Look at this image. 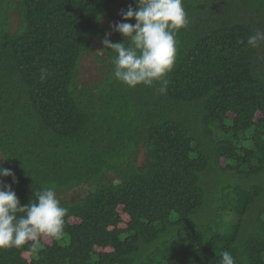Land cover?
Wrapping results in <instances>:
<instances>
[{
	"label": "trees",
	"instance_id": "obj_1",
	"mask_svg": "<svg viewBox=\"0 0 264 264\" xmlns=\"http://www.w3.org/2000/svg\"><path fill=\"white\" fill-rule=\"evenodd\" d=\"M117 3L0 0V166L15 177L0 184L20 206L87 186L57 197L60 239L0 249V264H219L224 251L264 264V43L247 47L264 0H182L164 93L118 81L110 48L101 80L80 83ZM129 6L116 23L135 24L122 20Z\"/></svg>",
	"mask_w": 264,
	"mask_h": 264
},
{
	"label": "clouds",
	"instance_id": "obj_2",
	"mask_svg": "<svg viewBox=\"0 0 264 264\" xmlns=\"http://www.w3.org/2000/svg\"><path fill=\"white\" fill-rule=\"evenodd\" d=\"M135 10L129 6L121 12L122 20H135V24L116 23L113 30L126 38L127 43H112L106 38L104 48L113 49L114 77L129 88L137 85L152 86L160 82V93L166 91V75L176 59V33L188 21L182 0H133ZM244 43V41H240ZM264 43V31L255 30L247 38V47L256 48ZM46 70H42L43 75ZM0 177H13L10 169L0 166ZM36 202L20 206L16 193L9 185L0 184V249L16 248L26 242L39 245L41 237L58 240L63 236L67 209L60 205L54 188L36 193ZM22 213V215H17ZM219 264H235L234 257L224 251Z\"/></svg>",
	"mask_w": 264,
	"mask_h": 264
},
{
	"label": "rangeland",
	"instance_id": "obj_3",
	"mask_svg": "<svg viewBox=\"0 0 264 264\" xmlns=\"http://www.w3.org/2000/svg\"><path fill=\"white\" fill-rule=\"evenodd\" d=\"M125 0H118L117 5L113 8L111 17L106 18L103 20V25L107 29L109 33L113 32V25L116 24L117 22V17L120 14V11L122 10L121 8L123 7V2ZM10 19L12 22V28L15 26V23L18 20L17 15L13 12L10 13ZM104 48V45L102 41L100 40H92L90 42L88 52L87 54L83 57V59L80 62V67H79V78H80V83L84 85H89L92 82L100 81L101 78L103 77V69H102V64L99 63L97 59V54L101 53ZM258 117V116H257ZM142 157L141 155L139 156V162L141 161ZM87 190V186L81 185V186H74L68 191L58 194L57 197H62L68 200H73V199H78L80 198L83 193ZM43 240L45 242H49V238L43 237Z\"/></svg>",
	"mask_w": 264,
	"mask_h": 264
}]
</instances>
